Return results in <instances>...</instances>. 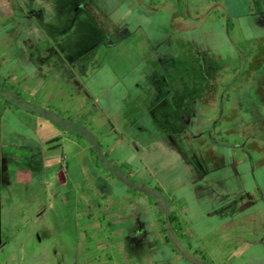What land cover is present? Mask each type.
<instances>
[{
	"label": "rangeland",
	"instance_id": "rangeland-1",
	"mask_svg": "<svg viewBox=\"0 0 264 264\" xmlns=\"http://www.w3.org/2000/svg\"><path fill=\"white\" fill-rule=\"evenodd\" d=\"M84 3L88 8L78 9ZM196 5L210 9L198 12L197 20L188 18L180 31L175 27L173 35L168 12L150 18L148 9L140 12L129 0H0V264H88L109 253L83 244L78 203L59 200L55 206L32 182L40 160L27 113L6 108L3 116L5 105L41 113L29 92L35 69H50L52 84L82 88L88 101L128 118L125 124L135 120L132 126L142 127L150 143L165 134L172 145V136L175 151L146 144L139 155L147 171L138 179L160 183L165 191L158 196L140 190L154 201L167 200L171 186L195 173L201 177L206 164L219 169L208 176V194L248 197L257 184L264 198V146L251 139L257 119L242 114L244 90L264 66V0H180L178 15L189 17L184 6ZM160 69L164 73L155 78ZM121 133L128 142L130 136ZM126 156L136 167L135 157L122 151L114 160ZM102 161L99 168H109L117 181L111 193L117 201L118 183L136 185L135 179ZM99 172L94 182L102 189L106 180ZM202 186L198 182L204 200ZM125 249L114 252L117 264L130 263L132 253ZM123 253L129 260H121Z\"/></svg>",
	"mask_w": 264,
	"mask_h": 264
},
{
	"label": "crops",
	"instance_id": "crops-1",
	"mask_svg": "<svg viewBox=\"0 0 264 264\" xmlns=\"http://www.w3.org/2000/svg\"><path fill=\"white\" fill-rule=\"evenodd\" d=\"M129 2L130 7L141 11L148 9L153 15L168 12L173 35L188 18L197 20L199 13L209 8L206 5L184 6L187 17L178 15L180 0ZM49 70L35 69V81L30 83L29 92L40 109L53 107V112L60 113L61 117L52 122L37 114H25L24 119L33 127L34 149L40 160L33 171L35 174L31 173L32 182L44 188L49 202L78 203L76 209L83 244L90 245L88 250L109 252L90 259L88 264H117L114 252H122L123 247L132 253L130 260L128 256L122 257L121 260L130 261L126 264H264V198L256 189H252L248 197L235 193L226 197L208 194V176L219 170L213 164L211 168L203 165L202 178L195 173L190 179L171 186L161 210L151 196L140 190L132 191L129 196V187L124 183H118L121 195L115 201L111 193L117 181L111 179L109 168H99L101 159L96 156L103 159L104 165L109 164L117 170L124 168V174L134 178L136 186L164 193L160 183L150 184L138 179L142 171H147L139 155L146 144L175 151V140L169 137L173 144L168 145L163 134L157 143H150V136L142 127L132 126L135 120L125 124L128 118L121 119L118 110L117 114H108L96 100L88 101L82 88L73 90L62 82L52 84L49 78L54 79V74ZM42 76L47 77L42 79ZM124 90L128 96L130 89ZM7 111L4 106L3 116ZM59 119L61 126L57 122ZM121 132L130 136L128 142ZM89 138L99 142L101 148H93ZM119 151L134 156L137 166L128 164L129 156L116 162L114 157ZM99 171L106 180L102 189L94 182ZM198 182L204 183L202 187L207 193L204 200L199 196ZM164 203L171 204L173 210H166ZM48 210L53 211L51 207ZM170 218L175 221L171 222ZM125 226L128 228L123 233Z\"/></svg>",
	"mask_w": 264,
	"mask_h": 264
},
{
	"label": "trees",
	"instance_id": "trees-1",
	"mask_svg": "<svg viewBox=\"0 0 264 264\" xmlns=\"http://www.w3.org/2000/svg\"><path fill=\"white\" fill-rule=\"evenodd\" d=\"M94 2V0H93ZM89 5H87L86 3L82 4V6L78 7L79 8H88ZM84 8V9H85ZM90 11H93V9H91ZM140 12H142L141 10H138ZM34 13H37L36 11H33ZM93 13L94 15V12H91V14ZM145 14H147V16H149L150 18L153 17V12L152 11H145L144 12ZM92 15V16H93ZM94 17H96V20L98 18V16L95 14ZM101 28V27H100ZM110 40V39H109ZM106 43V42H105ZM107 44V43H106ZM164 70H161L156 73L155 72V78L157 77L158 74H163ZM251 86L250 88H247L244 90V99H245V106L243 108V113L245 115V119H247L248 121L249 120H255L257 119L258 121H260V119H262V121L258 124L257 123V120L256 121V131L254 132V136L251 137L252 140H255L257 142H260V144H263L264 146V66L259 70L257 76L255 77L254 80H252L250 82ZM161 91V90H160ZM160 91H158V93L160 94ZM202 91V90H201ZM18 96V95H17ZM6 108L8 109H12L14 111L16 110H23L24 112L26 113H29V114H37L39 116H43V117H46L48 118L49 120H51L52 122H54L56 120V117L59 118L61 117L60 113L58 114H55L53 112V109L52 108H45V109H41V113H37V111H34V110H30V109H22V108H19L18 106L16 105H5ZM39 107V106H38ZM194 109H196V107H194ZM185 110V107H182V108H176V110H174L171 114L172 115H175V113L177 111L179 112H183ZM164 111V110H163ZM176 111V112H175ZM175 112V113H174ZM170 114V113H169ZM170 114V115H171ZM163 115V113H162ZM164 115L169 116L167 113L164 112ZM177 115V113H176ZM91 144L93 145V148L95 147L97 150H99L98 148L100 147L101 148V145L99 144V142H97L95 139L93 140L92 138H89L88 139ZM97 158H99V160H103L100 156H96ZM250 158L249 160L247 159L245 162H250ZM112 170V169H111ZM113 171V170H112ZM114 172V171H113ZM127 186L129 188H131L133 191H137V190H146L145 188H142L140 189V187L136 186V185H133V184H130V183H127ZM257 189V184H253V186H251V189ZM148 190V189H147ZM149 193H151V195H160V191L157 190V189H151L149 188ZM154 197V196H153ZM230 206L232 205V202L229 203ZM155 205L157 207L158 210H161V207H162V202H157L155 201ZM170 221L171 222H174L175 219L174 218H170ZM125 247H123V252L125 251ZM124 254V253H123ZM126 254H124V257Z\"/></svg>",
	"mask_w": 264,
	"mask_h": 264
}]
</instances>
